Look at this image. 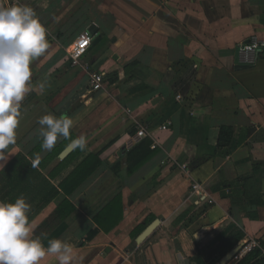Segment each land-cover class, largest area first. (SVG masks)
I'll use <instances>...</instances> for the list:
<instances>
[{"label": "crops", "instance_id": "0c3cea01", "mask_svg": "<svg viewBox=\"0 0 264 264\" xmlns=\"http://www.w3.org/2000/svg\"><path fill=\"white\" fill-rule=\"evenodd\" d=\"M15 1L34 8L51 36L50 70L68 63L67 95L86 87L83 104L64 112L74 125L83 120L85 133L90 130L88 93L114 100L96 136L88 133L87 154L102 151L103 165L70 196L77 209L60 224L50 222L59 199L31 217L34 238L45 247L50 239L66 241L76 264H220L235 247L264 241V55L246 65L237 51L251 35L264 37V0ZM0 6L11 3L0 0ZM85 30L95 37L83 65H71L69 50L68 60L57 58ZM101 71L104 81L94 89L91 74ZM50 85H61L58 75ZM57 90L55 98L62 93ZM223 125L234 134L219 150ZM18 128L27 133L26 122ZM140 128L150 133L157 153L128 174L125 152L143 139ZM77 132L70 129L75 138ZM36 144L26 151L9 146L0 171ZM47 152L33 162L38 165ZM55 160L45 174L62 159ZM119 194L122 218L105 232L94 217L117 214L118 202H111ZM139 225L142 230L134 232ZM245 254L227 264H238ZM40 264L58 261L49 255Z\"/></svg>", "mask_w": 264, "mask_h": 264}, {"label": "clouds", "instance_id": "9594fccd", "mask_svg": "<svg viewBox=\"0 0 264 264\" xmlns=\"http://www.w3.org/2000/svg\"><path fill=\"white\" fill-rule=\"evenodd\" d=\"M47 36L46 27L31 6H0V160L6 159L9 145L16 143L21 102L32 90L31 64L49 48ZM45 88V83L39 85L41 94ZM38 123L44 150L51 151L58 139L70 140L81 151L86 149L84 135L71 139L74 121L68 115L45 114ZM29 209L23 196L0 201V264H40L49 255L58 264H76L73 248L66 241L50 239L45 247L40 238L33 237Z\"/></svg>", "mask_w": 264, "mask_h": 264}, {"label": "trees", "instance_id": "16d2710c", "mask_svg": "<svg viewBox=\"0 0 264 264\" xmlns=\"http://www.w3.org/2000/svg\"><path fill=\"white\" fill-rule=\"evenodd\" d=\"M233 134L234 129L232 126L223 125L220 128L218 138L219 150L231 143ZM71 139H75L74 134H71ZM41 143L42 138L28 154L22 151L18 152L2 168L0 171V200L9 202L23 196L30 205V212L28 213V219L30 220L34 214L39 213L54 200L59 199L55 215L63 220L77 209L76 204L70 199V196L103 165L102 151L88 153L75 164L74 168L66 176L55 184L54 179L56 176L70 166L83 151L77 147L70 155L60 160L48 174H45L43 169L46 168V165L59 158L61 152L71 141L64 139L61 143L54 146L51 151H48L38 165L33 166V158L43 151ZM151 145L152 141L148 137H145L125 152L128 174L136 171L157 153V148H152ZM119 168L120 164H117L116 170ZM121 199L122 196L119 194L111 202L116 204L118 202L120 210L118 213L116 212L117 214L107 216L102 221L98 216L94 217V221L105 232H109L122 218ZM111 219H115V221ZM142 228L143 226L139 225L134 232H139ZM262 258L264 259L260 250L254 249L247 252L238 264H251L258 262Z\"/></svg>", "mask_w": 264, "mask_h": 264}, {"label": "rangeland", "instance_id": "374dc122", "mask_svg": "<svg viewBox=\"0 0 264 264\" xmlns=\"http://www.w3.org/2000/svg\"><path fill=\"white\" fill-rule=\"evenodd\" d=\"M47 38H48V41H50L51 36L48 35ZM70 46H71V44H69V43L65 44V47H66L65 51H63L61 49L57 55V58H59V59L64 58V60H68V55L66 52H68ZM52 59H53V57L48 56V52H45L41 57L34 60L31 64L32 77H31V80L29 82V85H30L32 90L26 94L25 98L21 102V106H20V113H21L20 117L21 118H20L19 125H18V127H19L20 122L21 123L23 122L24 124L26 122L27 130H24V131L27 133H22L23 130H19V128H17V130H16V133H17L16 143L13 145H9L12 148L18 145L19 149H24L26 151L32 145L36 144V142H38L40 140V136L38 135V130L40 128L38 120L43 115L46 114L47 110H49L50 111L49 113H51V114L54 112V115H56L57 112H60L61 114H65L64 112L68 108L72 110L75 107L81 106V104H83V103H80V100H82V98H80V95H82L81 94L82 92L86 91V87L83 85L81 88L74 90L69 95H67L70 92L69 91L70 89L63 86V84L64 85L66 84V79H65L66 73H65V71L67 70L68 63L66 65V67L64 66L58 72H57V70L51 71L50 66L55 61V59H54V61H52ZM92 71H94V70H92ZM57 75L59 76V79H61V85L58 88H59V91L62 93L55 98V96L58 92V90H57L58 88L57 87H49V86H51L50 84L57 77ZM35 78L40 79L37 84L34 83ZM41 83L46 84V88H45V91L43 92V94L40 93V89H39V85ZM58 83H59V80H58ZM89 100H91L90 105L88 106L89 116L91 119L90 120V125H91L90 130H86L87 134L85 133V129H88V128H85L83 130V127L85 126V125H83V120H80L79 123L73 125V127H72V128L77 129V131H78L77 137L80 135H84L87 138V141H88V137H89L88 136L89 131H90V133L94 132L92 134V136L95 137L96 136L95 133H98L99 129L102 128V123L104 122V119L109 115L110 110L113 109L111 107L112 106L111 104L114 103V100L111 98L108 99V96L106 98L102 94L96 95L95 92L88 93L87 101H89ZM37 106H40L41 110H40V108H36ZM51 109H53L54 111ZM36 110H37V112H36ZM56 110H58V111H56ZM85 111H87V110L85 109ZM83 113H84V111L81 113V115ZM20 132H21V134H20ZM87 152H88V147H86V149L83 150V152L81 153L82 155L78 156L76 162H78L81 159V157H85L87 155ZM55 163H57V161ZM55 163L50 165L48 170L51 169ZM73 164H75V162H73ZM48 170H47V172H48ZM61 220L62 219L60 217H58L57 215H54L51 218L50 222L52 224L58 225V224H60ZM155 225H156V223H155Z\"/></svg>", "mask_w": 264, "mask_h": 264}, {"label": "built area", "instance_id": "2783aa9c", "mask_svg": "<svg viewBox=\"0 0 264 264\" xmlns=\"http://www.w3.org/2000/svg\"><path fill=\"white\" fill-rule=\"evenodd\" d=\"M11 3V6L15 3H20L15 0H8ZM23 4V3H20ZM35 10V9H34ZM36 11V10H35ZM37 13V12H36ZM95 35L90 31H83L79 34L77 39L74 41L72 46L69 49V60L72 66H81L83 65V58L88 53L89 48L92 45L93 39ZM238 56L240 62L246 65H253L257 62V60L264 55V37L253 34L248 40L244 42H240L237 46ZM105 78V72H94L91 74V81L94 89H98L102 86V83ZM178 99H182L180 94L177 95ZM164 129H167V124L163 125ZM138 137L145 138L150 135L145 129L140 128L137 132ZM185 168H187L185 166ZM193 188L195 191H198L201 195H203V190L201 188L200 183L195 182L193 184ZM254 249H259L262 256L264 255V241L260 240H250L246 244L243 245L241 252L234 258L239 259L245 253L250 252Z\"/></svg>", "mask_w": 264, "mask_h": 264}, {"label": "water", "instance_id": "95a60500", "mask_svg": "<svg viewBox=\"0 0 264 264\" xmlns=\"http://www.w3.org/2000/svg\"><path fill=\"white\" fill-rule=\"evenodd\" d=\"M92 32V31H91ZM77 147L70 143L60 154V158L64 159L68 155H70ZM243 245L237 246L234 249H232L220 262V264H227L231 260H233L242 250Z\"/></svg>", "mask_w": 264, "mask_h": 264}, {"label": "bare ground", "instance_id": "6f19581e", "mask_svg": "<svg viewBox=\"0 0 264 264\" xmlns=\"http://www.w3.org/2000/svg\"><path fill=\"white\" fill-rule=\"evenodd\" d=\"M154 226H155V224H154ZM154 226L150 227V228L146 231V234H148ZM146 234H145V235H146ZM141 237H142V236H141Z\"/></svg>", "mask_w": 264, "mask_h": 264}]
</instances>
